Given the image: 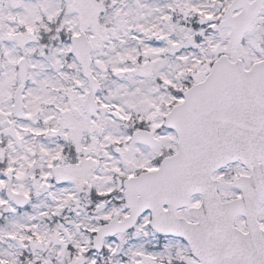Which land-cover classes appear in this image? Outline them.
I'll list each match as a JSON object with an SVG mask.
<instances>
[{
	"label": "snow or ice",
	"instance_id": "snow-or-ice-1",
	"mask_svg": "<svg viewBox=\"0 0 264 264\" xmlns=\"http://www.w3.org/2000/svg\"><path fill=\"white\" fill-rule=\"evenodd\" d=\"M0 264H264V0H0Z\"/></svg>",
	"mask_w": 264,
	"mask_h": 264
}]
</instances>
